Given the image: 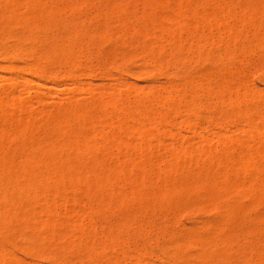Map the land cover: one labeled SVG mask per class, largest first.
<instances>
[{
    "label": "rangeland",
    "instance_id": "rangeland-1",
    "mask_svg": "<svg viewBox=\"0 0 264 264\" xmlns=\"http://www.w3.org/2000/svg\"><path fill=\"white\" fill-rule=\"evenodd\" d=\"M261 131L264 0H0V264H264Z\"/></svg>",
    "mask_w": 264,
    "mask_h": 264
},
{
    "label": "bare ground",
    "instance_id": "bare-ground-1",
    "mask_svg": "<svg viewBox=\"0 0 264 264\" xmlns=\"http://www.w3.org/2000/svg\"><path fill=\"white\" fill-rule=\"evenodd\" d=\"M151 1V0H150ZM22 2V1H21ZM139 2V1H138ZM19 3V2H18ZM43 3V2H42ZM16 5V4H15ZM231 6V5H230ZM238 7V6H237ZM249 7V6H248ZM16 8V7H15ZM34 8V7H33ZM248 9V8H247ZM257 9V8H256ZM262 10V9H261ZM236 12V11H235ZM261 12V11H260ZM182 13V12H181ZM236 15V14H235ZM238 15V14H237ZM2 16V15H1ZM260 16V15H259ZM11 18V17H10ZM214 18V17H213ZM251 18V17H250ZM239 19V18H238ZM162 20V19H161ZM164 20V19H163ZM166 20V19H165ZM176 20V19H175ZM164 23V22H163ZM254 23V22H253ZM255 26V25H254ZM50 27V26H49ZM48 27V28H49ZM163 27V26H162ZM150 30V29H149ZM170 34V33H169ZM73 36V35H72ZM77 37V36H76ZM2 38V37H1ZM121 38V37H120ZM66 39V38H65ZM180 39V38H179ZM250 41V40H249ZM175 42V41H174ZM172 43V42H171ZM117 45V44H116ZM83 46V45H82ZM138 47V46H137ZM156 47V46H155ZM56 48V47H55ZM9 50V49H8ZM56 50H57V48H56ZM62 50V49H61ZM68 50V49H67ZM11 51H13V50H11ZM51 51V50H50ZM181 51V50H180ZM21 52V51H20ZM71 52V51H70ZM5 53H7V52H5ZM63 53V52H62ZM3 54V53H2ZM9 54V53H8ZM7 54V55H8ZM11 54V53H10ZM12 54H13V52H12ZM16 56V55H15ZM16 57H18V56H16ZM69 62V61H68ZM142 63V62H141ZM74 64V63H73ZM15 68V67H14ZM38 68V67H37ZM41 69V68H40ZM29 70V69H28ZM27 70V71H28ZM31 70V69H30ZM33 70V69H32ZM143 71V70H142ZM45 73V72H44ZM45 75V74H44ZM43 75V76H44ZM243 84V83H242ZM230 88V87H229ZM230 92V91H229ZM239 92V91H238ZM242 98V97H241ZM244 98V97H243ZM249 98V97H248ZM222 100V99H221ZM255 101V100H254ZM138 102V101H137ZM3 103H6V101H4ZM224 103V102H223ZM9 104H10V102H9ZM3 105V104H2ZM3 107V106H2ZM82 110V109H81ZM7 111V110H6ZM70 113H72V112H70ZM136 113V112H135ZM157 114V113H156ZM256 115V114H255ZM228 116V115H227ZM161 117V116H160ZM67 118V117H66ZM65 119V118H64ZM87 119V118H86ZM90 119V118H89ZM134 119V118H133ZM248 119V118H247ZM94 120V119H93ZM259 120V119H258ZM81 121V120H80ZM164 121V120H163ZM253 121V120H252ZM257 121V120H256ZM26 122V121H25ZM28 122V121H27ZM57 122H58V119H57ZM85 122V121H84ZM22 123V122H21ZM95 123V122H94ZM138 123V122H137ZM150 123V122H149ZM11 124V123H10ZM28 125V124H27ZM142 125V127H145L143 124H141ZM1 126H2V124H1ZM8 126V125H7ZM53 126V125H52ZM56 126V125H55ZM77 126H78V124H77ZM32 127H34V126H32ZM75 128V127H74ZM76 129V128H75ZM135 129H137V128H135ZM259 129V128H258ZM14 130V129H13ZM17 130V129H16ZM59 130V129H58ZM74 130V129H73ZM145 130H146V128H145ZM243 130V129H242ZM255 130H257V129H255ZM4 131V130H3ZM246 131V130H245ZM11 132V131H10ZM145 132V131H144ZM262 132H264V131H261V133L260 134H262ZM19 133V132H18ZM69 133V132H68ZM257 133H258V130H257ZM4 134V133H3ZM59 134V133H58ZM259 134V133H258ZM5 135V134H4ZM9 135V134H8ZM263 135V134H262ZM7 136V135H6ZM252 137V136H251ZM3 138V137H2ZM35 138V137H34ZM62 140V139H61ZM71 143V142H70ZM227 143V142H226ZM52 145V144H51ZM128 145V144H127ZM126 145V146H127ZM53 147V146H52ZM64 148H65V146H63ZM91 147V146H90ZM259 148L261 147L260 145L258 146ZM27 151V150H26ZM16 152V151H15ZM80 152V151H79ZM83 152V151H82ZM257 152V151H256ZM85 153V152H84ZM260 153H261V151H260ZM253 154V153H252ZM259 154V153H258ZM263 154V153H262ZM254 155H257V154H254ZM72 156V155H71ZM262 157V156H261ZM65 158V157H64ZM254 158V157H253ZM49 159V158H48ZM95 160V159H94ZM14 162V161H13ZM42 162V161H41ZM264 162V161H263ZM243 163V162H242ZM5 164H7V163H5ZM8 164H10V163H8ZM7 164V165H8ZM170 164V163H169ZM40 165V164H39ZM172 165V164H171ZM243 167V166H242ZM19 168V167H18ZM48 168V167H47ZM88 168V167H87ZM24 169V168H23ZM26 169V168H25ZM252 169V168H251ZM10 170V169H9ZM2 171V170H1ZM60 171V170H59ZM91 171V170H90ZM33 172V171H32ZM45 173V172H44ZM125 173V172H124ZM2 174V173H1ZM95 174V173H94ZM36 175H38V174H36ZM35 175V176H36ZM46 175V174H45ZM3 176V175H2ZM43 176V175H42ZM74 176V175H73ZM98 176V175H97ZM14 177V176H13ZM37 177V176H36ZM53 177V176H52ZM102 177V176H101ZM38 178H39V176H38ZM45 178V177H44ZM65 178V177H64ZM90 179V178H89ZM197 180V179H196ZM102 181V180H101ZM197 182V181H196ZM1 183V182H0ZM33 183V182H32ZM52 183V182H51ZM207 183V182H206ZM33 184H35V182L33 183ZM46 184V183H45ZM86 184V183H85ZM89 184V183H88ZM91 184V183H90ZM20 185V184H19ZM191 185V184H190ZM94 186V185H93ZM59 187V186H58ZM215 187V186H214ZM240 187V186H239ZM51 188V187H50ZM92 188V187H91ZM58 189V188H57ZM235 190H237V189H235ZM106 191V190H105ZM104 191V192H105ZM27 194V193H26ZM149 195V194H148ZM262 196V195H261ZM6 197V196H5ZM114 198V197H113ZM104 199V198H103ZM116 200V199H115ZM92 201V200H91ZM260 201V200H259ZM263 203V202H262ZM102 204V203H101ZM15 205V204H14ZM221 211V210H220ZM34 212V211H33ZM32 212V213H33ZM42 214V213H41ZM15 217V216H14ZM3 228V227H2ZM1 230V229H0ZM29 230V229H28ZM57 233V232H56ZM178 241V240H177ZM177 243V242H176ZM54 249V248H53ZM202 254V253H201ZM174 256V255H173Z\"/></svg>",
    "mask_w": 264,
    "mask_h": 264
}]
</instances>
